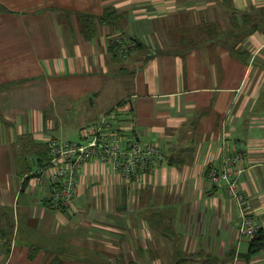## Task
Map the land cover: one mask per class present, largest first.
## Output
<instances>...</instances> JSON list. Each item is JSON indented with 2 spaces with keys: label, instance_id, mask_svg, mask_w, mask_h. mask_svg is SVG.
Segmentation results:
<instances>
[{
  "label": "crops",
  "instance_id": "0c3cea01",
  "mask_svg": "<svg viewBox=\"0 0 264 264\" xmlns=\"http://www.w3.org/2000/svg\"><path fill=\"white\" fill-rule=\"evenodd\" d=\"M106 7L120 26L84 38L77 14ZM232 9L255 19L239 57L207 29L235 42ZM130 36L145 47L113 59L108 40ZM0 85V264H264V248L242 258L237 206L206 175L244 151L238 180L264 232V0H0ZM117 105L123 145L163 160L133 181L87 160L70 208H50L38 145L77 140Z\"/></svg>",
  "mask_w": 264,
  "mask_h": 264
},
{
  "label": "built area",
  "instance_id": "2783aa9c",
  "mask_svg": "<svg viewBox=\"0 0 264 264\" xmlns=\"http://www.w3.org/2000/svg\"><path fill=\"white\" fill-rule=\"evenodd\" d=\"M119 111L120 105L114 106L103 113L96 123L85 126L81 131V140L47 141L49 158L35 171V178L38 183L48 181L47 201L50 208L56 211L70 208L77 192L78 169L87 160L101 162L127 181L139 180L154 160H163L162 149L156 144L148 143L141 148L123 145L128 137L120 125H115ZM245 160L246 154L241 149L228 150L220 162L208 168L206 175L210 183L222 184L235 202L239 216L236 223L238 234L248 240L259 226L249 214L250 201L238 180Z\"/></svg>",
  "mask_w": 264,
  "mask_h": 264
},
{
  "label": "trees",
  "instance_id": "16d2710c",
  "mask_svg": "<svg viewBox=\"0 0 264 264\" xmlns=\"http://www.w3.org/2000/svg\"><path fill=\"white\" fill-rule=\"evenodd\" d=\"M237 14V11L234 9L230 12V27L229 29L233 33V28L238 30V34L235 35L237 40L235 42H230L226 35L221 36L217 34L216 25L215 23H210L207 26V29L210 33V39L212 41H218L221 44L225 45L230 54L234 57H239V53L241 52L239 47H237V43L243 38L244 36L248 35V33L253 29L255 19L249 17L248 13L241 12L240 15L242 16L241 25L236 24L234 16ZM78 24L79 30L84 38L90 39L97 34L99 25H109V26H120L122 22V14L117 13L115 9L111 7H106L101 15H94L89 13H78ZM230 33V34H231ZM219 35V36H218ZM128 43H119L115 39H109L107 42V49L111 53L113 59H117L122 56H129L133 50L136 48L143 49L145 46L134 37H128ZM183 42L184 39L182 38ZM160 52H168V49L159 50ZM4 87V85H0V90ZM0 121L5 122V120L0 115ZM39 149L37 150L38 154V166L42 167L48 161L49 158V150L47 149V145H38ZM169 164L172 163L171 158L168 159ZM28 176L24 179V182H27ZM264 248V232L261 228H258L255 235L248 239V248L247 251L242 254L244 259H249L252 255L260 252ZM32 256V255H30ZM184 258H180L175 264H181ZM49 264H65L64 262L59 260V257H54Z\"/></svg>",
  "mask_w": 264,
  "mask_h": 264
},
{
  "label": "rangeland",
  "instance_id": "374dc122",
  "mask_svg": "<svg viewBox=\"0 0 264 264\" xmlns=\"http://www.w3.org/2000/svg\"><path fill=\"white\" fill-rule=\"evenodd\" d=\"M129 66V65H128ZM77 140H81V138H77Z\"/></svg>",
  "mask_w": 264,
  "mask_h": 264
}]
</instances>
